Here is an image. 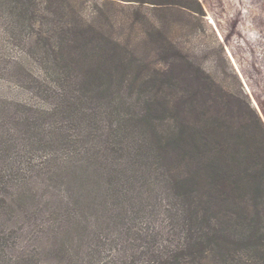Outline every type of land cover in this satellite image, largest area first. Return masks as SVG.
Segmentation results:
<instances>
[{
  "label": "trees",
  "instance_id": "1",
  "mask_svg": "<svg viewBox=\"0 0 264 264\" xmlns=\"http://www.w3.org/2000/svg\"><path fill=\"white\" fill-rule=\"evenodd\" d=\"M122 3L189 7L177 0H0L5 41L22 48L20 56L11 58L14 76L34 95L0 99V125L11 117L21 128L7 126L0 132V202L34 176L53 182L70 171L94 174V166L105 164L108 170L99 167L97 173L98 191L105 186L112 200L105 208L108 203L120 208L115 198L129 197L134 186L165 185L176 201L167 209H173L169 226L183 232L175 243L158 232L146 231L145 238L138 232L139 253L131 254L127 264H203L215 243L235 264H246L244 256L251 257V264H264L261 118L254 110L247 120L234 96L179 50L163 55L166 43L157 54L160 68L149 70L159 102L134 104L135 110L124 112L126 102L113 92L107 100L108 86L100 79L110 69L103 66V56L108 61L119 54L116 49L104 52L100 43L120 47L122 40L106 39L100 21L118 17ZM98 48L102 62L96 60ZM166 116L176 123L168 131L157 122ZM42 155L45 159L37 164ZM224 202L239 211L222 214L218 207ZM118 221V216L110 220ZM132 227L127 226L128 233ZM14 243L0 218V264L30 262L10 254Z\"/></svg>",
  "mask_w": 264,
  "mask_h": 264
},
{
  "label": "rangeland",
  "instance_id": "2",
  "mask_svg": "<svg viewBox=\"0 0 264 264\" xmlns=\"http://www.w3.org/2000/svg\"><path fill=\"white\" fill-rule=\"evenodd\" d=\"M177 1L189 7L155 8L152 4L122 3L118 17L100 21L108 35L106 39L114 35L122 40L120 47L106 41L100 43L104 52L116 49L119 54L108 56V61L103 56V66L110 69L100 79L108 86L106 99L113 92L118 101L126 102L121 106L124 112L135 110L134 104L140 107L146 101L159 102L160 95L149 70L160 68L157 54L162 50L161 43H166L163 55L173 56L174 49L182 52L234 96L247 120H251L255 110L264 124V0ZM5 38L0 19V99L30 100L34 95L17 83L11 62V58L22 54V48ZM168 45L172 47L167 49ZM100 53L98 48L96 60L102 62ZM131 59L135 61L130 63ZM120 81L123 86L118 85ZM129 84H132L130 88ZM35 100L40 101L37 97ZM233 118L229 117L231 124ZM5 122L8 123L0 125L1 133L7 126L21 129L11 117ZM157 122L165 131L176 125L169 116ZM45 157H38L37 164ZM99 167L108 170L107 165L101 164L94 166V174L70 171L54 177L53 182L34 176L5 194V202H0V218L13 236L15 243L10 254L14 258H28V264H127L130 255L137 252L135 244L139 246L141 242L138 232L144 238L148 231L158 232L174 243L180 239L183 232L169 226L173 209H167L176 201L167 195L165 185L134 186L129 197L115 198L120 208L111 203L105 208L103 205L110 198L105 196V186L100 191L97 189L101 178L97 174ZM153 205H157L155 214L150 211ZM140 206L142 211L137 212ZM218 208L224 215L239 211L229 202ZM116 216L118 223L111 224L110 220ZM130 225L133 227L128 233L126 229ZM193 235L196 238L198 232L193 231ZM212 247L203 264L236 263L218 243ZM244 261L252 262L251 257L245 256Z\"/></svg>",
  "mask_w": 264,
  "mask_h": 264
}]
</instances>
